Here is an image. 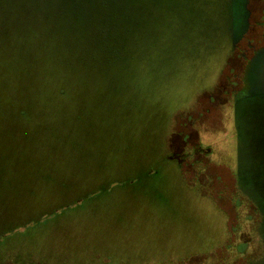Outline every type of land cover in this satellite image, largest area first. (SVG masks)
I'll use <instances>...</instances> for the list:
<instances>
[{"label":"rangeland","instance_id":"rangeland-1","mask_svg":"<svg viewBox=\"0 0 264 264\" xmlns=\"http://www.w3.org/2000/svg\"><path fill=\"white\" fill-rule=\"evenodd\" d=\"M71 2L3 14L40 56L0 63V264H245L238 247L262 243L264 0H203L209 28L162 51L130 26L73 33L54 12Z\"/></svg>","mask_w":264,"mask_h":264},{"label":"trees","instance_id":"trees-1","mask_svg":"<svg viewBox=\"0 0 264 264\" xmlns=\"http://www.w3.org/2000/svg\"><path fill=\"white\" fill-rule=\"evenodd\" d=\"M36 0H0V63L6 66H18L24 69V65L35 63L40 56L36 49L31 50L28 45H19L17 34L28 31L22 24H12L5 19L8 9L13 12L19 9L23 14L26 12L38 13L37 18L46 13L47 6H39ZM194 0H72L67 3V8L56 9L59 15L70 17L71 25L74 27L76 34L84 37H100L102 27L106 31L124 29L130 26L135 32V41L145 42L152 46L155 51L158 45H165L172 40H190L192 34V22L200 20L207 30L210 26L208 15L210 9L203 0H196L194 5L198 4V10L191 9ZM202 1V2H201ZM185 3L183 10L180 6ZM53 5V3H52ZM17 6V7H16ZM53 6H51V9ZM54 10V8H53ZM68 10V11H65ZM183 23L184 28L177 25ZM132 29V30H133ZM26 33V32H25ZM29 34V33H28ZM203 35V34H202ZM6 36V37H4ZM100 37V38H99ZM25 44V43H24ZM44 56V55H42ZM172 156L169 158L171 159ZM175 158V157H173ZM181 165V161L179 162ZM256 194V193H255ZM258 194L252 195L254 212L259 210L260 220L251 226V232L261 234L262 243L257 244L253 241H245V246L238 247V257L245 259V264H253L257 252L264 248V209L262 200L257 197ZM256 206V207H255ZM262 217V218H261ZM258 218V217H257ZM262 228V231L260 229Z\"/></svg>","mask_w":264,"mask_h":264}]
</instances>
